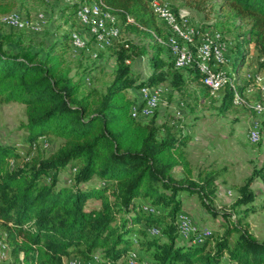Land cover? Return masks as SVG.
Wrapping results in <instances>:
<instances>
[{
    "label": "trees",
    "instance_id": "16d2710c",
    "mask_svg": "<svg viewBox=\"0 0 264 264\" xmlns=\"http://www.w3.org/2000/svg\"><path fill=\"white\" fill-rule=\"evenodd\" d=\"M76 1L64 24L71 17L81 28L76 12L94 0ZM98 1L118 16L121 34L126 28L150 40L147 46L125 40L97 51L95 59L109 51L115 61L104 90L89 87L93 79L88 70L70 76L65 56L71 30L42 54L23 48L16 33L0 37V106L21 105L25 118L20 145L0 142V233L10 256L17 264H66L71 258L76 264H128L132 254L139 264H264V241L244 222L252 211L251 184L258 179L264 185V163L239 187L233 204L238 218L230 222L232 214H223V234L217 240L210 230L200 242L191 237L178 243L182 194L196 196L215 214L210 201L215 176L203 171L194 179L184 150L193 137L159 121L156 113L144 121L133 118L132 109L139 104L126 92L163 84L182 92L198 84L203 98L212 96L197 69H175L167 46L158 42L170 33L153 15V0ZM160 1L175 12L186 8L204 18L213 13L244 21L248 29L236 47L245 53L252 45L264 62V0ZM12 7L9 0H0V17ZM128 18L133 23L127 24ZM224 25L218 22L216 28ZM142 57H148L151 74L139 82L131 64ZM220 97L218 113L224 114L233 95L227 88ZM45 138L61 140L49 155ZM21 147L28 160L15 164L22 157ZM65 170L68 182L60 184L59 174ZM175 170L182 173L180 179L173 176Z\"/></svg>",
    "mask_w": 264,
    "mask_h": 264
},
{
    "label": "rangeland",
    "instance_id": "374dc122",
    "mask_svg": "<svg viewBox=\"0 0 264 264\" xmlns=\"http://www.w3.org/2000/svg\"><path fill=\"white\" fill-rule=\"evenodd\" d=\"M12 12L17 13L23 21L37 26V31L24 29L14 32L1 22L0 17V37L8 34H15L16 39L21 40L23 48L29 47L33 52L42 54L49 49L53 41L64 31L83 32L70 17L69 23L64 24L69 14L73 11L76 0H9ZM221 2L220 0H216ZM178 6L179 3H174ZM186 9V8H184ZM188 10V9H186ZM190 24L192 28L204 32H220L223 42L226 45V58L228 63L226 71L238 72L240 75L263 74L264 62L262 63L256 56L252 45L248 49L244 48L245 53L237 49L236 43L242 40V34L248 29L244 21L239 19H229L224 16L218 18L215 14L204 15L189 11ZM44 19L39 20L38 15L43 14ZM9 14V13H8ZM6 15V14H5ZM3 15V16H5ZM220 22L225 24L217 27ZM199 36L202 35H198ZM130 40L133 44L147 46L150 40L142 34L128 32L124 28L120 42ZM87 41V39H86ZM10 47H14L10 45ZM96 52L93 45L88 42L83 50H68L65 56V66L70 70V76L75 77L84 70H88L93 79L90 88L104 90L113 78L114 59H110L111 52L103 53V59L97 60L90 56ZM151 53V52H150ZM243 60V61H242ZM242 62V63H241ZM132 73L138 77L139 82L147 80L151 74V67L148 57L137 59L131 64ZM87 72V73H88ZM86 73V74H87ZM252 81L246 82L243 78L239 83L238 90H245ZM161 89L158 106L155 111L159 121L168 123L189 133L193 138L187 143L184 150L187 153L192 177L197 178L199 172H213L215 176L213 194L210 195L212 209L215 214H210L200 203L196 196L182 194V213H185L192 226L201 230L207 228L212 230L213 239L217 240L222 234L223 229H219V224L223 221V214H232L230 222L238 217L234 215L233 204L238 197V189L245 184L255 168H259L264 163V130L261 132L262 140L257 144H250L247 139V132L254 119L259 118L252 109L236 107L230 108L226 113L219 114L218 109L221 97L212 99L203 98L199 93L200 85L190 84L182 92H176L166 84L158 86ZM127 96L140 102L139 89H129ZM253 104L260 96L258 90L253 93L242 94ZM264 98V96H263ZM262 119V117H260ZM24 107L18 104H8L0 106V142L12 145H20L22 142L24 122ZM146 120V119H144ZM143 120V121H144ZM46 149L45 154L49 155L55 151L61 140L55 138H45L42 140ZM22 155L21 161L25 158V148L19 150ZM32 152L29 156H34ZM68 171L59 174L60 184H66ZM175 178L180 179L182 173L179 170L173 172ZM254 193V200L249 204L252 211H249L245 218L251 233L259 240L264 241V185L260 180H255L250 186ZM98 204V203H96ZM240 210H244L242 207ZM241 211V212H242ZM239 216V215H237ZM229 222V221H228ZM193 235L184 237L179 236L178 243L185 244ZM234 238V237H233ZM8 245V244H7ZM9 248V246H8ZM10 251V248H9ZM76 264L74 258L65 259L67 264ZM147 263V262H146ZM6 264H17L12 257ZM139 264V263H135Z\"/></svg>",
    "mask_w": 264,
    "mask_h": 264
},
{
    "label": "built area",
    "instance_id": "2783aa9c",
    "mask_svg": "<svg viewBox=\"0 0 264 264\" xmlns=\"http://www.w3.org/2000/svg\"><path fill=\"white\" fill-rule=\"evenodd\" d=\"M151 10L156 20L170 35L166 41L158 38V42L167 46L174 68L177 70H187L196 68L200 75V83L209 92V95L217 98L222 95L225 89L232 92V107L250 108L259 117L252 121L247 132V139L250 144H257L261 141V130L264 124V73L240 75L237 71L227 72L224 68L228 63L222 35L219 32L214 34L207 31L203 34L192 28L188 10L179 9L177 12L166 2L153 0ZM1 22L7 27L18 30L31 29L37 31L39 28L31 23L25 22L15 12L2 16ZM39 20L44 19V15H38ZM76 19L83 32H72L70 43L72 50H83L88 42L95 48L92 57L96 58L97 51L105 50L120 42L121 28L117 15L105 10L101 2L94 0L90 4L80 6L76 12ZM133 23L127 19V24ZM198 35H202L199 36ZM87 39V41H86ZM250 47V46H249ZM246 82L252 81L245 90H238L241 79ZM258 90L260 99L253 104H249L242 94L253 93ZM161 89L158 86L144 87L139 89L140 102L138 107L132 109V117L139 120L149 119L157 109ZM262 117V119H260ZM179 236L188 237L193 235L194 242H200L201 236L210 235V230H201L192 226L190 219L185 213H181L177 219ZM8 245L3 241L0 233V264H6L10 260ZM128 264H135V255H131ZM23 264V263H21ZM150 264V263H146Z\"/></svg>",
    "mask_w": 264,
    "mask_h": 264
},
{
    "label": "crops",
    "instance_id": "0c3cea01",
    "mask_svg": "<svg viewBox=\"0 0 264 264\" xmlns=\"http://www.w3.org/2000/svg\"><path fill=\"white\" fill-rule=\"evenodd\" d=\"M225 68H226V67H225ZM225 68H224V69H225ZM225 70H226V69H225ZM187 147L189 148V147H190V144H189V145H187ZM263 148H264V146H263ZM263 152H264V150H263Z\"/></svg>",
    "mask_w": 264,
    "mask_h": 264
}]
</instances>
